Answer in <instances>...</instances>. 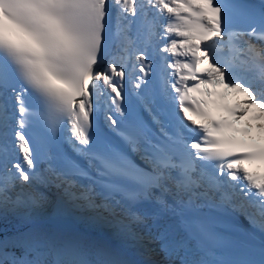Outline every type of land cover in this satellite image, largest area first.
I'll return each instance as SVG.
<instances>
[{"label":"snow or ice","instance_id":"6c2138e0","mask_svg":"<svg viewBox=\"0 0 264 264\" xmlns=\"http://www.w3.org/2000/svg\"><path fill=\"white\" fill-rule=\"evenodd\" d=\"M105 107L119 139L94 128ZM245 117L264 121V0H0V215H38L55 187L58 211L91 209L143 243L132 209L154 202L182 233L157 237L167 264H264V172L245 166L264 164V145L228 132ZM65 129L86 166L61 152ZM204 208L242 213L254 232ZM0 264L127 262L33 230L0 240Z\"/></svg>","mask_w":264,"mask_h":264},{"label":"bare ground","instance_id":"6f19581e","mask_svg":"<svg viewBox=\"0 0 264 264\" xmlns=\"http://www.w3.org/2000/svg\"><path fill=\"white\" fill-rule=\"evenodd\" d=\"M261 122H264V121H261ZM46 191L49 192L50 195H52L54 198H55V202H53V207L52 208H48L46 209L45 211H42L38 214V219H42V218H48L49 216H54V215H57V214H61V215H68V216H72L74 219H75V224H76V227L74 230V232H70V231H63V234L64 236L66 235L67 237H77V236H81L82 232H87V233H90V235L92 236H95L98 237L99 240L97 241H101L103 242L102 244L110 247L111 249H113L114 251H116L122 259H124L127 264H140L141 263H144V264H150V262H155V264H162V261L161 259L157 258V256H153L151 253V251H146L145 248L147 247L148 249H152L151 247H154V246H158V248L161 250V253L165 254V251L162 249L161 247V243H160V240L157 239V237L159 236L160 233L162 232H165L167 231L170 239L172 240H178L179 236L176 234V233H172L169 228V222L167 221L166 219V216H162V217H158L154 214L155 212V208H160L157 204H154L152 205V210H147L145 212V219H144V227L150 231L151 233H154V238L150 239V240H145L143 241V243L141 242H138L136 239L132 238L134 241L133 243H130L131 245H133L134 247L136 248H142L143 250H145L146 254H145V257L147 259L146 262H143L139 259V261H136L133 254L130 252H127V251H122L121 249V246L119 245H115L111 242V233L109 232V224H104L103 222H98L99 224L96 225V222H95V225L96 226H93L91 224V217H94L96 215V213L91 210V209H71L69 211H58L57 209V206H56V201H57V189L55 188H49V191L47 187H43ZM43 188H41V191H45ZM148 208V207H147ZM135 212H139L140 214L143 215L142 212L140 211H137L135 210ZM173 220H175L174 216L168 212V211H165ZM150 216V217H149ZM36 218V217H34ZM38 219L36 220H33L29 223H34L35 221H37ZM109 219H111L109 217ZM167 221L168 224H165L164 221ZM79 221V222H78ZM38 225H46V224H39V223H36L34 224L33 226H38ZM109 225V226H108ZM42 228V227H41ZM110 228H113V226L111 225ZM116 229V228H115ZM70 233H72L70 235ZM75 235V236H74ZM113 237V236H112ZM101 239V240H100ZM90 240V239H89ZM85 241V240H83ZM87 242V241H85ZM147 242H150V244H148ZM132 246V247H133ZM157 249V248H156ZM165 257H167L166 259L168 260L169 257L165 254ZM177 264H178V261H177Z\"/></svg>","mask_w":264,"mask_h":264},{"label":"rangeland","instance_id":"374dc122","mask_svg":"<svg viewBox=\"0 0 264 264\" xmlns=\"http://www.w3.org/2000/svg\"><path fill=\"white\" fill-rule=\"evenodd\" d=\"M48 190H49V188H48ZM43 192H45V194L49 197V199L51 201V203L43 210V211H45L46 209H48V208L50 209V208L53 207L52 204H53V202H55V198L52 195H50L48 191L45 190ZM24 212H25L24 209H18L16 211L15 216H13V218L11 217V215H13L12 213H11V215L9 213H7V215H0V222H1L2 225L6 226V227H9V228L10 227L11 228L15 227V230H16V232H4L5 234L2 233V238L0 240H2V239H8L10 241H18L21 238L26 237L27 234L29 232L33 231V230H35L37 232H42V233H44V234H46L48 236H51V237H56V238H65V237H67L66 235L64 236L63 231L56 230V229H54L49 224H46V225H38L36 227L35 226H29L28 225V227H26L25 225L27 223H29V222H31L33 220L38 219L37 218L38 215H35V216H32V217H26L24 215ZM34 217H36V218H34ZM90 222H91V224L93 226H96V225L99 224L98 222H96V225H95V222L93 220H91ZM41 226H44V229H42ZM47 226L49 228H47ZM112 226H113V228H110L111 225L108 227L109 228L108 229L109 232L112 234L111 237H110L111 238V242L113 244H115V245L121 246L122 251L125 250V251H127L129 253L131 252L133 254V256H134V258H135L136 261H139V259H140L141 261L146 262L147 259L145 257V254H146L145 250H143L142 248H136L133 245H131L130 243H133V241H134L132 239V237L120 234L119 233V230L117 229V227L114 224H112ZM133 230L136 233H138L140 236L143 237V241H144V239L145 240H150V239H152V238L155 237L154 236V233H151L145 227H141V226L135 225L133 227ZM70 232H74V231H70ZM71 234L72 233H70V235ZM81 234H82L81 236H77L76 238H79L81 240H85L87 242H92V243H100V244L103 243V242H101L102 241L101 239H100L101 241H97L99 239H98V237H96V235L95 236H92V235H90V233H87V232H82ZM147 243L151 245L150 242H147ZM151 248H152L151 249V252L153 251L151 254L153 256H157V258L161 259L162 264H167V261H168L166 259L167 257H165V254L161 253V250L158 248V246L156 245V246L151 247ZM140 264H144V263H141L140 262Z\"/></svg>","mask_w":264,"mask_h":264},{"label":"water","instance_id":"95a60500","mask_svg":"<svg viewBox=\"0 0 264 264\" xmlns=\"http://www.w3.org/2000/svg\"><path fill=\"white\" fill-rule=\"evenodd\" d=\"M39 223V224H49L51 225L54 229L56 230H61V231H72L75 229L76 224L75 220L66 217V216H50L48 218H42L34 223H30V226H33L34 224ZM2 238V233L0 232V239Z\"/></svg>","mask_w":264,"mask_h":264},{"label":"trees","instance_id":"16d2710c","mask_svg":"<svg viewBox=\"0 0 264 264\" xmlns=\"http://www.w3.org/2000/svg\"><path fill=\"white\" fill-rule=\"evenodd\" d=\"M9 213V212H8ZM11 215V214H10ZM13 216H15V214L14 215H11V217L13 218ZM28 225H29V223H27L25 226L26 227H28ZM24 226V227H25ZM25 227V228H26ZM42 227V229H44V226H41ZM48 227V226H47ZM0 232L1 233H4V232H16V230H15V227H13V228H9V227H6V226H4V225H2L1 224V222H0ZM5 234V233H4Z\"/></svg>","mask_w":264,"mask_h":264}]
</instances>
